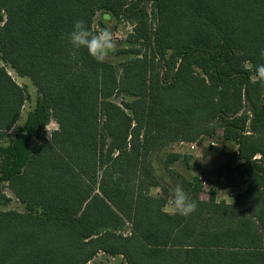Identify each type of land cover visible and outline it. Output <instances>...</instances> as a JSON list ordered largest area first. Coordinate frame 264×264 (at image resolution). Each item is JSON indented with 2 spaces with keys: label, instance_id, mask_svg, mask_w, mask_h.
I'll use <instances>...</instances> for the list:
<instances>
[{
  "label": "trees",
  "instance_id": "obj_1",
  "mask_svg": "<svg viewBox=\"0 0 264 264\" xmlns=\"http://www.w3.org/2000/svg\"><path fill=\"white\" fill-rule=\"evenodd\" d=\"M104 11L133 27L118 65L68 39L79 19L99 31ZM261 50L264 0H0L2 61L38 91L12 137L29 94L0 67V184L25 207L0 212V264H89L100 252L124 264H264ZM205 138L237 147L218 173L246 184L231 203L216 191L202 200L199 179L172 168H191L173 144ZM158 162L196 202L190 216L164 211L173 188Z\"/></svg>",
  "mask_w": 264,
  "mask_h": 264
},
{
  "label": "rangeland",
  "instance_id": "obj_2",
  "mask_svg": "<svg viewBox=\"0 0 264 264\" xmlns=\"http://www.w3.org/2000/svg\"><path fill=\"white\" fill-rule=\"evenodd\" d=\"M95 27L98 30L108 28L111 30L114 36L116 48L114 52H119L120 50L127 49L130 47L128 43V36L132 32L133 27L127 22H118L115 17L107 12H100L96 17ZM130 55L120 54L114 55L110 54L106 59L109 62L118 65L124 61L130 59ZM0 67H6L10 75L14 80L22 87H25L29 98L25 103L23 108L22 115L10 132L11 136L14 137L15 134L25 125L28 114L31 111H34L38 101V91L32 82L28 78L19 77L8 65H6L1 58L0 54ZM121 98L117 101L120 102ZM49 133L57 129V124L52 122L49 126ZM48 132V131H47ZM39 143L37 138H32L31 145L36 147ZM237 147L222 139H210L205 138L202 142L198 143V148L196 150H191L188 144H173L170 147V151L191 158L190 169L186 167L183 160L176 162L172 168L174 171L182 174L186 177H193L199 179L200 177L204 178L209 182V187L206 189L203 188L201 199L204 201L209 200L210 194L216 191V196L219 201H226L231 203L232 201L227 198V194L233 192L236 194L238 191L246 188V184L243 183L241 188H232L227 184V180H220L219 172L227 165L228 157L235 153ZM160 178L170 185L171 188H175L178 185L177 181L171 176L169 171L163 168V163L158 162L156 164ZM4 194L7 199H10V202L3 200L0 202V212L7 210H17L19 212H24L25 207L21 204L11 193L8 188L7 183L0 184V193ZM159 192V190L155 191ZM89 264H124V258L122 256H110L103 252H100Z\"/></svg>",
  "mask_w": 264,
  "mask_h": 264
},
{
  "label": "clouds",
  "instance_id": "obj_3",
  "mask_svg": "<svg viewBox=\"0 0 264 264\" xmlns=\"http://www.w3.org/2000/svg\"><path fill=\"white\" fill-rule=\"evenodd\" d=\"M69 42L75 49L86 48L89 55L98 63H104L110 54L114 53L116 44L110 29L104 28L92 31L83 19L76 20L69 34ZM260 56L264 58V50ZM255 81L264 82V63L255 67ZM49 134V128L47 127ZM197 210V204L180 185L171 191L170 198L164 211L172 215L188 217Z\"/></svg>",
  "mask_w": 264,
  "mask_h": 264
},
{
  "label": "built area",
  "instance_id": "obj_4",
  "mask_svg": "<svg viewBox=\"0 0 264 264\" xmlns=\"http://www.w3.org/2000/svg\"><path fill=\"white\" fill-rule=\"evenodd\" d=\"M182 144H188L190 146V149L196 150L198 148V143H186V142H182ZM199 181L201 183L202 188H208L209 187V182L207 180H205L204 178L200 177ZM235 194L233 192H230L227 194V198H229L231 201L234 199Z\"/></svg>",
  "mask_w": 264,
  "mask_h": 264
}]
</instances>
